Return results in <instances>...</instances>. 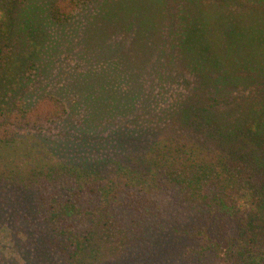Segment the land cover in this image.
<instances>
[{
	"label": "trees",
	"instance_id": "trees-1",
	"mask_svg": "<svg viewBox=\"0 0 264 264\" xmlns=\"http://www.w3.org/2000/svg\"><path fill=\"white\" fill-rule=\"evenodd\" d=\"M122 1L20 0L7 17L10 35L12 23L23 38L39 27L33 35L45 43L46 65L57 41L72 38L61 31L85 42L93 16L113 21L112 35L124 20L132 36L125 66L141 69L132 107L116 105L123 119L105 122L120 131L119 144L137 148L130 162L51 147L46 134L68 120L65 106L12 87L0 102V227L20 264H264V0ZM93 2L95 12L75 17ZM149 4L158 5L154 14L141 10ZM116 5L132 14L121 16ZM6 13L0 6V30ZM159 13L166 28L160 17L152 31L142 18ZM7 44L0 36L2 81ZM96 44L83 53L103 56ZM148 65L155 75L144 87ZM115 71L106 80L130 92L127 73ZM81 80L74 85L85 115L95 112L87 124L101 126L107 117L98 119L88 101L94 91L87 95Z\"/></svg>",
	"mask_w": 264,
	"mask_h": 264
},
{
	"label": "rangeland",
	"instance_id": "rangeland-1",
	"mask_svg": "<svg viewBox=\"0 0 264 264\" xmlns=\"http://www.w3.org/2000/svg\"><path fill=\"white\" fill-rule=\"evenodd\" d=\"M10 1L16 2L12 4L5 2V0L4 2L0 0V6H3L7 11L5 19L6 24L5 27L0 30V36L1 38L3 37L5 43H8L6 46V53L4 54L5 64L3 66V77L5 78L3 81L0 80V86L3 89L2 95L4 97L0 102L4 99L9 100L8 97H11L9 91L12 90L13 86L21 88L19 94H22V96L26 92L31 96L33 93L38 95L36 100L43 97L55 98L65 106L66 114L63 117L68 120L64 123L62 121L57 122L54 129L46 134V136L51 139L48 140L51 147L61 145L63 147L59 149V151L67 150V155H70L72 150H78L85 154V160L104 158L108 162L112 161L114 163V161L120 159L119 156L122 155L124 161H132L131 156L136 153L137 148L134 149L133 145H130L129 149H127L125 143L119 144V137L122 138V136L119 135L120 131L111 126H106L105 124V122L111 121L109 119L112 117H114L113 119L120 117L115 114L113 111L114 108L118 106L132 107V97L138 84V74L141 69L132 62H127L128 64L125 66V60L127 57L123 54V50L125 51V44L129 45V42H131L129 40H131L132 36L130 33L126 34V32H124V20L120 22V27L118 30H115L116 32H114L113 35L112 26L114 25V22L108 19V17L106 18L104 16L102 18V13L99 14V17L93 16L91 22L85 27L86 37H88L85 40L90 45L95 44V48H99L100 46L96 43L101 42L103 56H95L93 53H83L85 46L87 47V45L84 44H87V42L82 41L80 32L69 29L61 31L60 33L62 34L64 31L69 32L68 34H71L72 38L70 41H57V54L52 56L46 65L39 59L41 54L39 51L45 47V43L41 40V36L33 35L36 29V31L39 30L37 25L32 24L28 29L29 32H31V36L26 35V37L23 38L22 36H18L21 31L12 23L10 25L12 35L9 34L7 17L20 0ZM122 2L123 5H129L128 3H130L129 0H123ZM96 7H98V5L93 2L88 5V8L78 13L75 17L80 18L81 15H86L88 12L93 13L96 11ZM115 7L121 9V16L130 13L132 10V7L130 6H123L121 8V6L116 5ZM155 7L157 8L158 5L149 4V7L144 5L141 10L146 12L151 9L150 12L154 14ZM42 8L44 9V6H42ZM163 11L164 10H162V13ZM161 15L162 14L160 13L159 15H150L152 17L151 21L145 17L142 19H145L151 26V30L154 31L158 22L156 19L162 17ZM139 18L141 17L137 15L135 20ZM160 25L165 26L166 28L165 17H162ZM164 30L165 29L163 28V31ZM166 37L165 34L162 38L166 39ZM154 38H158V35L154 34L152 38L151 36H146L145 40L141 43V47L144 48L149 44L150 39ZM115 42H118V44ZM113 44L116 47L115 49ZM127 54L132 58V50L128 51ZM114 57L116 60L113 59ZM115 61L121 66H113L111 69V64ZM105 64L110 65L105 66L109 71L116 70V75L122 76V74H124L123 71L127 73L132 89L130 92H126L121 88V80L120 82L116 81L117 79L111 81L106 80L110 72L105 68H101ZM179 71L181 72L182 70ZM85 73L86 75L83 78ZM154 75L155 69L148 65L143 75L145 81L144 87H148L149 83L152 84ZM81 79H84V84L89 82L87 85V95L90 94L92 90L94 91L91 95H88V101L92 103L91 107L96 109V114L99 115L98 119L103 114L107 117L106 119H101V126L96 127L93 122L87 124L86 118L93 119L94 117L89 116H93L92 113L95 112L92 111L89 115V111L87 112V115H85V107L87 103H83V94L76 90V87L80 82H75V80L82 81ZM75 83L77 85H74ZM92 85L95 88L92 87ZM97 90L99 91V94ZM96 97H98V99ZM100 100L103 102H100ZM69 102L70 104L76 102L77 105H73L76 107L72 108ZM72 109H74L73 112H71ZM118 111L120 112L119 108ZM98 119L96 120L98 121ZM120 119L123 118H116L115 120L120 121ZM103 126L106 127L103 128ZM118 146L123 147H121L122 149H115ZM109 165L112 164L109 163ZM0 256L5 260L0 262V264H11V262L12 264L22 263L20 254L14 247V242L11 240L8 229L4 225L0 227Z\"/></svg>",
	"mask_w": 264,
	"mask_h": 264
}]
</instances>
